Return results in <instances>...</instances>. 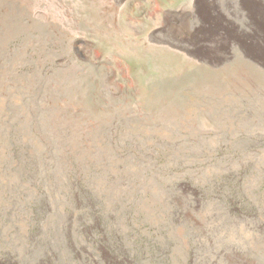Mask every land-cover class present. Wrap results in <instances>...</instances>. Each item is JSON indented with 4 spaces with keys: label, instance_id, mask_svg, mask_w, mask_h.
Wrapping results in <instances>:
<instances>
[{
    "label": "rangeland",
    "instance_id": "rangeland-1",
    "mask_svg": "<svg viewBox=\"0 0 264 264\" xmlns=\"http://www.w3.org/2000/svg\"><path fill=\"white\" fill-rule=\"evenodd\" d=\"M0 264H264V0H0Z\"/></svg>",
    "mask_w": 264,
    "mask_h": 264
}]
</instances>
